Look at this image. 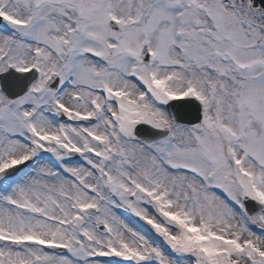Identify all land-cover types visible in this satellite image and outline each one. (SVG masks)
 Segmentation results:
<instances>
[{
  "label": "snow or ice",
  "instance_id": "6c2138e0",
  "mask_svg": "<svg viewBox=\"0 0 264 264\" xmlns=\"http://www.w3.org/2000/svg\"><path fill=\"white\" fill-rule=\"evenodd\" d=\"M0 264H264V0H0Z\"/></svg>",
  "mask_w": 264,
  "mask_h": 264
}]
</instances>
